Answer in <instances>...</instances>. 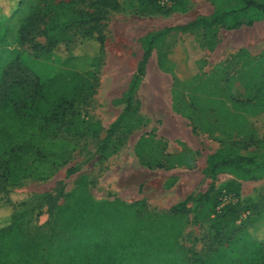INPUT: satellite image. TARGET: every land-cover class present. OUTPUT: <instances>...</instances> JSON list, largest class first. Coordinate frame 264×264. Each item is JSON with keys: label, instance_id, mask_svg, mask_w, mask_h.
I'll list each match as a JSON object with an SVG mask.
<instances>
[{"label": "rangeland", "instance_id": "obj_1", "mask_svg": "<svg viewBox=\"0 0 264 264\" xmlns=\"http://www.w3.org/2000/svg\"><path fill=\"white\" fill-rule=\"evenodd\" d=\"M56 1L71 2L77 9L85 11L95 10L91 4L95 0ZM108 1L109 4L100 8L97 22L71 30L70 42L48 50L43 33L45 22L39 23L23 42L19 33L32 11L43 6V0H0V85L5 70H11L6 77L8 84L18 83L19 78L26 79L23 85L29 90L34 89L37 80L44 83L62 73L77 72L86 79L85 90L75 102L73 115L68 114L60 123H48L42 119L41 114L48 111L42 100L38 102L40 115L33 117L37 110L32 109L30 104L26 110H18L12 102L23 97L14 95L18 87L13 86L10 90L12 95L8 103L0 107V193L9 195L11 200L8 202L0 197V204H7V207L0 208V216L14 209L27 208L30 211L29 224L41 226L50 233L55 225L54 215L61 207L77 199L73 195L79 188L98 203L121 201L130 204L145 200V206L137 209L134 218H145L142 231L155 237L156 234L163 235L166 224L157 226L155 232L152 231L153 224H157L158 217L168 213L182 197L177 198L172 192L164 190L168 178L166 172L147 169L136 160L134 147L143 133L150 131V120L146 114L150 109L144 112L138 108L132 119L125 121L116 131L105 149L98 152V148L103 143L106 130L126 107L123 99L143 55L142 39L165 28L184 26L199 16L238 8V5L243 6V2ZM153 6H159L161 10L154 11ZM225 20L227 24L228 20ZM217 27L213 30L196 27L186 32L170 33L159 42L165 60L163 65L169 62L171 54L177 65L184 62L200 64L204 56L197 51L199 41L204 32L216 31ZM179 48H184L185 53L192 50L184 58ZM159 49L157 46L153 50L149 77L151 80L160 79L166 85L171 78L169 75L159 76V67H163ZM17 58L19 65L12 68ZM142 95L145 99L151 97L150 86L143 90ZM254 128L256 134L261 132L259 140L256 136L238 141L227 140L221 143L220 148L234 147L243 155H264V119L255 121ZM94 129L98 131L94 132ZM80 163H83L82 168L68 175V170ZM212 182L217 189L223 188L224 193L229 191L223 205L239 202L244 211L236 221L216 229L218 221L208 214V205H202L197 210L193 202L185 205L181 210L183 219L177 240L179 250L174 251L171 258L195 264H211L213 261L264 264V172L255 180L242 181L227 169L219 168L214 178L206 175L202 179L195 194L205 193ZM44 194H52L49 202L36 198ZM256 212L259 216L253 215ZM250 242L258 246V250L260 244L263 248L259 256L251 254L244 258L241 252ZM155 244L161 247L167 243L160 237Z\"/></svg>", "mask_w": 264, "mask_h": 264}, {"label": "trees", "instance_id": "obj_2", "mask_svg": "<svg viewBox=\"0 0 264 264\" xmlns=\"http://www.w3.org/2000/svg\"><path fill=\"white\" fill-rule=\"evenodd\" d=\"M8 1L13 2L14 0ZM241 1L243 6L238 5V8L217 11L211 16H199L184 26L165 28L149 33L142 39L143 55L123 99L126 107L106 130V136L98 148V152L105 149L109 140L125 121L132 119L139 109L141 111V103L137 98L138 91L146 76L153 50L157 46L159 49V42L172 32H186L196 27L209 30L215 29L217 26V28L237 29L245 23L250 26L264 12V3L257 0ZM109 2L108 0H95L91 3L95 10L85 11L77 9L71 2L43 0V6H38L33 10L21 27L20 41H25L27 34L37 28L39 23L45 22L43 33L46 36L47 49L53 50L59 44L71 41L69 37L71 30H76V28L78 30L92 22H97L100 18L97 17L100 8H104ZM153 8L157 12L161 10L159 6H153ZM225 19L228 20L227 24ZM36 47L40 46L36 45ZM159 53L160 63L164 66L165 60L161 55V47ZM18 65L19 59L17 58L11 67L15 68ZM10 72L11 70L3 72L4 79L0 85V107L8 103L12 95L10 90L15 86L19 90L14 95L23 97V99L13 101L14 107L22 111L26 110L30 104L32 109L37 110L32 114L34 117V115L41 114L38 102L42 100L48 106V111L43 112L41 116L48 123H60L68 114L73 115L75 102L85 90L86 79L77 72L58 74L44 83L37 80L33 90H29L23 85L24 82H27L26 79L19 78L18 83L8 84L6 77L10 75ZM26 97L28 99H25ZM95 131L98 130L94 129ZM248 137L252 136L244 138ZM142 143V141L138 143V153L141 151ZM82 166L83 163H80L70 168L68 175L78 172ZM219 168L227 169L238 180H255L264 172V155L256 153L243 155L234 147L220 148L208 157L205 174L214 178ZM222 189H217L212 182L205 193L192 194L173 206L168 213L160 215L157 224H153L152 231H157V226H162V224H166V226L163 229V235L162 233L156 234L155 237L142 231L145 218H134L137 209L141 210L145 206V200L130 204H123L121 201L98 203L88 197L84 189L78 188L73 195L77 199L72 204L61 207L54 215L55 225L50 233L41 226L34 227L29 224V209H14L7 215L0 216V264H195L174 261L171 258L173 252L179 250L177 240L181 234L179 228L183 219L181 210L191 202L194 203L195 210L202 205L205 207L208 205L206 207L208 214L218 221L216 223L218 225H215L216 229H219L220 226L224 227L228 222L236 221L244 208L239 202H228L223 205L225 195L226 193L228 195L229 191L224 193ZM0 197L6 198L8 202L11 200L8 199L9 195L2 193H0ZM36 198H42V201L49 202L52 194H44L36 196ZM3 206L0 204V208ZM148 214L150 213L146 215ZM253 215L259 216V212ZM160 237L165 239L167 244L158 247L155 240ZM136 248L139 250L137 251ZM257 248L258 246L250 242L245 245L241 255L244 258H248L251 254L259 256L263 248L262 244H260V250ZM133 250L135 251L133 252ZM211 264H234V262L213 261Z\"/></svg>", "mask_w": 264, "mask_h": 264}, {"label": "crops", "instance_id": "obj_3", "mask_svg": "<svg viewBox=\"0 0 264 264\" xmlns=\"http://www.w3.org/2000/svg\"><path fill=\"white\" fill-rule=\"evenodd\" d=\"M178 51L188 57L189 51ZM197 51L204 56L200 64L177 65L171 54L159 67L161 78H171L166 85L150 79L148 64L137 97L142 111L150 109V131L134 147L136 160L147 169L166 172L164 190L182 197L176 204L196 193L206 176L208 157L222 142L261 136L254 123L264 119V12L250 26L204 32ZM147 86L152 95L145 99Z\"/></svg>", "mask_w": 264, "mask_h": 264}]
</instances>
